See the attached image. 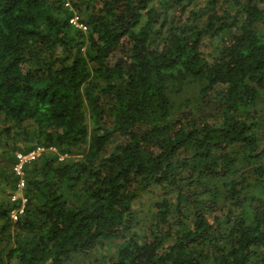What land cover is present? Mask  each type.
<instances>
[{"label": "trees", "instance_id": "1", "mask_svg": "<svg viewBox=\"0 0 264 264\" xmlns=\"http://www.w3.org/2000/svg\"><path fill=\"white\" fill-rule=\"evenodd\" d=\"M100 250L264 264V0H0V264Z\"/></svg>", "mask_w": 264, "mask_h": 264}, {"label": "built area", "instance_id": "2", "mask_svg": "<svg viewBox=\"0 0 264 264\" xmlns=\"http://www.w3.org/2000/svg\"><path fill=\"white\" fill-rule=\"evenodd\" d=\"M70 23L78 29L86 30V27L80 24L76 16L70 20ZM49 152H56V149L53 147H50V148L36 147L27 152L16 153V162L13 167V172H14V175L18 178V184H17V191L12 196L11 201L15 202L19 199L20 205L16 209H13L10 213V217L13 221H15L17 217L23 213L25 204L27 202L26 198L22 195V191L25 187L24 168L28 166L29 164L37 161L43 155ZM66 156L67 155H60L59 160L60 161L64 160Z\"/></svg>", "mask_w": 264, "mask_h": 264}, {"label": "rangeland", "instance_id": "3", "mask_svg": "<svg viewBox=\"0 0 264 264\" xmlns=\"http://www.w3.org/2000/svg\"><path fill=\"white\" fill-rule=\"evenodd\" d=\"M136 214L141 217L140 219H144L145 218V213L142 212L140 209H138L136 211ZM103 251L100 250L92 255L86 256L84 258H76L73 259L72 261H69L67 264H90L92 261H94L95 259H99L103 256Z\"/></svg>", "mask_w": 264, "mask_h": 264}]
</instances>
